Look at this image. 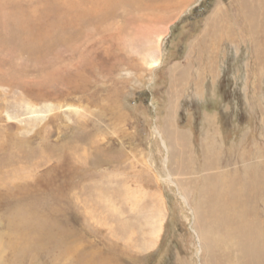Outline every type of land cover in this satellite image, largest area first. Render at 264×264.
<instances>
[{
  "label": "rangeland",
  "instance_id": "374dc122",
  "mask_svg": "<svg viewBox=\"0 0 264 264\" xmlns=\"http://www.w3.org/2000/svg\"><path fill=\"white\" fill-rule=\"evenodd\" d=\"M146 1L80 46L75 27L48 46L0 26V264H240L201 244L181 188L201 172L179 175L170 143L184 131L198 160L214 118L240 171L264 163V65L236 0Z\"/></svg>",
  "mask_w": 264,
  "mask_h": 264
},
{
  "label": "bare ground",
  "instance_id": "6f19581e",
  "mask_svg": "<svg viewBox=\"0 0 264 264\" xmlns=\"http://www.w3.org/2000/svg\"><path fill=\"white\" fill-rule=\"evenodd\" d=\"M35 1L37 3L32 6L31 4H20L18 0H0V26L11 31L14 30L16 38L19 35L18 41L23 44L48 45L47 41L50 40L53 30H66L75 27L76 29L73 31L75 36L72 41L80 46L84 40L92 37L93 28L100 30L105 28L103 22L111 10L120 8V10L129 13V10L132 12L151 5V3L147 4L146 0ZM236 1L241 6V12L248 27V36L253 41L258 58L261 60L260 64L264 65V0ZM163 7L161 9H164ZM154 9L157 11V8ZM220 14L223 16L220 19L222 27H224L222 30L224 36L228 38L230 37V25L225 10ZM149 15L153 16L154 14L150 13ZM96 23L99 27H96ZM65 46L68 49L69 45ZM81 58V54H79L78 60ZM159 59L151 58V66H156ZM209 116L213 117L214 115L210 113ZM209 120L208 117V130L204 134L201 143L202 152L199 153L198 160L193 155V149H191L184 131L174 130L175 140L170 143L171 155L173 161L178 163L176 165L179 175H187L190 171L201 172L198 183L194 178H188L185 179L186 187H183L184 180H181V188L188 194L192 192L194 194L195 224L198 236L202 240L201 244L209 252L216 250L217 247L220 249L221 246L224 250L232 251L233 255L237 254L240 264H264V230L257 225L260 221L256 223L257 217L255 220V212L252 208L259 198L262 200L264 198V163L263 161H261L262 164L250 163L244 165L240 171L235 166L236 160H234L232 151H224L219 147L217 136L220 133L218 134V128L214 129V118V122ZM243 150L245 152V149ZM243 152L241 150L239 153L240 157L245 155ZM196 186H199L198 191ZM228 255L231 258V254Z\"/></svg>",
  "mask_w": 264,
  "mask_h": 264
}]
</instances>
